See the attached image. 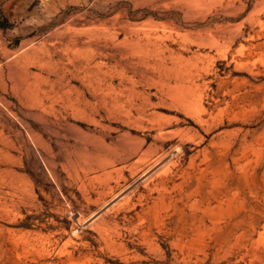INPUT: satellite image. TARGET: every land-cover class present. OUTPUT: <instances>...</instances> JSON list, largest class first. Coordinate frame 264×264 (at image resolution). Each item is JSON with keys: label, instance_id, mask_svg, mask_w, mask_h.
<instances>
[{"label": "rangeland", "instance_id": "obj_1", "mask_svg": "<svg viewBox=\"0 0 264 264\" xmlns=\"http://www.w3.org/2000/svg\"><path fill=\"white\" fill-rule=\"evenodd\" d=\"M0 264H264V0H0Z\"/></svg>", "mask_w": 264, "mask_h": 264}]
</instances>
